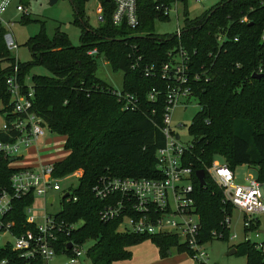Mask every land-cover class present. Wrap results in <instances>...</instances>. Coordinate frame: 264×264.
Returning a JSON list of instances; mask_svg holds the SVG:
<instances>
[{
	"label": "trees",
	"instance_id": "16d2710c",
	"mask_svg": "<svg viewBox=\"0 0 264 264\" xmlns=\"http://www.w3.org/2000/svg\"><path fill=\"white\" fill-rule=\"evenodd\" d=\"M28 1L19 2L26 5ZM87 1L70 0L74 25L81 29V45L73 46L60 28L49 39L42 27L27 43L33 58L30 64L17 63L4 41L6 29L0 26V103L9 110L11 96L6 81L17 65L23 85H27L31 66L45 67L50 76L32 78L35 111L52 133L65 138L69 151L65 160L56 163V176L83 173L74 190L78 201L64 202L58 214L62 221L79 226L69 236L60 235L59 247L64 250L68 242H92L88 264L128 261L132 258L130 249L147 240L160 258L168 257L172 250L177 254L185 252L177 237L124 234L117 231V221L102 223L99 211L103 203L92 193L102 175L159 177L155 153L163 146L164 138L150 118L159 122L163 107L147 101V92L158 83L137 69L131 70L130 64L139 55L147 64L165 62L167 52L179 46L187 52L192 71L207 76L206 81L193 87L200 111L188 129L193 141L185 158L194 171L203 170L206 174L202 188L193 179V193L201 226L200 241L208 243L210 233L231 210L222 204L221 190L209 179L206 168L216 159L232 171L247 166L255 169L256 178L264 183V0H219L201 16L185 18L179 37L152 34L153 20L166 19L155 10L152 0H137L140 25L133 30L113 25L112 4L105 0H100V27H90L85 17ZM221 35L225 38L219 44L217 38ZM236 37L238 41L234 42ZM93 49L98 50L97 57L88 55ZM129 54L134 55L129 58ZM99 57L113 70L123 72L122 91L138 99V110H122L112 96L113 89L97 77ZM259 70L262 78L252 79ZM0 141L6 138L0 135ZM14 171L8 160L0 157V188L9 186ZM33 202L34 197L14 202L13 211L6 218V222L15 224L14 235L28 229L25 209ZM257 229L258 221L244 233ZM235 248L236 253L246 257L247 264H264V255L254 244L247 241ZM3 262L26 264L11 245L0 247V264Z\"/></svg>",
	"mask_w": 264,
	"mask_h": 264
},
{
	"label": "built area",
	"instance_id": "2783aa9c",
	"mask_svg": "<svg viewBox=\"0 0 264 264\" xmlns=\"http://www.w3.org/2000/svg\"><path fill=\"white\" fill-rule=\"evenodd\" d=\"M16 0H0V26L2 17ZM98 13L102 21L103 8L98 0ZM155 10L167 19L171 12L177 16V6L181 2L191 1L202 4L209 0H152ZM112 4L111 21L115 26L124 25L136 29L140 25L137 13V0H109ZM17 12L27 14L23 4L16 6ZM8 27V25H7ZM5 28V27H4ZM6 28L4 41L11 53H17L18 45L13 35ZM182 29L175 34L179 37ZM225 36L217 38L221 44ZM264 40V36H262ZM238 38H234L237 42ZM134 53V47L131 49ZM88 55L97 57V49L90 50ZM134 54H129V58ZM17 63L19 59L16 58ZM143 62L142 65L140 63ZM131 70H139L148 79H154L158 85L147 92V101L163 107L160 120L150 118L164 138V144L156 150V168L159 177L121 178L110 174L102 175L92 188L96 199L103 203L99 211L102 223L118 222L117 231L124 234L139 236H174L185 247L189 264H207V254L200 241V220L196 211L193 193L195 171L186 163L185 154L191 143H184L172 127L171 114L181 104L187 111V102L194 98L193 87L206 81L205 73L193 72L190 58L183 47L179 46L167 52V60L158 63H144L141 55L131 59ZM18 65L6 83L11 100L9 110L0 103V135L6 141H0V157L7 159L14 173L10 177L8 187L0 188V247L11 245L20 254L26 264L42 262L43 264H86L88 251L86 244L68 242L65 249L60 246V235L69 236L79 224H69L57 215H49L47 205H54L56 199L52 192L62 191L61 182L71 177H82L77 171L63 178L56 176V163L50 162L29 166L27 157L39 141L52 134L43 118L35 111V91L32 86L23 85L18 76ZM253 74H261V70ZM112 96L121 105L122 110L136 111L139 109L138 99L122 90L111 91ZM195 99V98H194ZM154 113V112H152ZM183 128V125H179ZM189 129V128H188ZM209 179L221 190L222 204L237 210L243 215L244 229H249L264 215V183L256 177L246 176L244 184L235 183L234 171L223 162L214 160L206 168ZM206 176V174H205ZM197 180V179H196ZM198 181V180H197ZM66 194H68L67 197ZM34 197V202L26 207V223L28 229L17 236L12 233L14 222H6L13 211L16 200ZM44 200L43 213H35L36 199ZM78 197L73 191H64L62 207L65 203H75ZM226 231L230 225L226 213L221 223ZM247 234V233H245ZM9 239H5L6 237ZM223 237V235H220ZM229 239V236L227 235ZM235 236L230 237V241ZM255 245V249L264 255V245ZM72 245L71 249L68 248ZM62 259V260H58ZM2 264H5L3 262Z\"/></svg>",
	"mask_w": 264,
	"mask_h": 264
},
{
	"label": "rangeland",
	"instance_id": "374dc122",
	"mask_svg": "<svg viewBox=\"0 0 264 264\" xmlns=\"http://www.w3.org/2000/svg\"><path fill=\"white\" fill-rule=\"evenodd\" d=\"M20 0H16L7 12L2 17L3 26L9 29L18 45L17 53H13L22 64H30L33 60L30 49L27 46L28 41L38 35L41 28L44 27L45 34L49 39L55 37L56 30L61 29L67 34L69 41L75 47L81 45V29L74 25V8L70 0H57L56 3L51 4V0H29L28 3H23L27 14L17 12L16 6ZM98 0H88L85 6V17L90 27L98 29L101 25L100 15L98 13ZM219 0H209L202 4H196L191 1L181 2L177 6V16L171 12L167 19H154L151 25L152 34L156 36H171L175 35L177 29H183L185 18L194 19L201 16L206 10L217 4ZM24 18V19H23ZM103 18V16H102ZM8 25V27H7ZM145 33L142 32L141 35ZM97 77L105 84L110 86L113 90H122L123 87V72L113 70L112 66L102 57L97 59ZM36 75L50 76L51 73L42 66H31L29 69V76L27 78V85L32 86V78ZM188 109L184 111L179 104L171 114L172 127L175 132L180 135L184 143H191L193 138L189 134L193 118L200 111V106L196 99L191 98L188 102ZM182 124L183 128L179 125ZM2 120L0 119V127ZM66 140L64 137L52 133L41 139L36 146L35 151H30V156L27 157L28 165L33 166L45 163H58L65 160L69 151L66 149ZM235 183L244 184L246 176L256 177V171L247 166H238L234 169ZM83 176V173H82ZM80 184V178L74 176L70 179H65L61 182L62 191L52 192L50 195L54 196L56 202L54 205H47L46 210L49 215H57L62 211V194L64 191H73ZM35 213L42 214L44 210V200L42 198L36 199ZM226 212L230 218V225L228 230L221 224L223 218L209 235V242L204 245L205 253L207 254V264H247L245 256L238 253L229 254V252L239 246L245 239L264 245V215L258 216V229L252 232L244 233L243 215L237 210L231 209ZM227 233V234H226ZM220 235H223L221 237ZM229 236V239L227 238ZM235 236V239L230 241V237ZM6 237L5 239H9ZM93 245L88 242L85 245L89 249ZM132 258L129 261L116 262L114 264H142L148 261L152 263V258L155 253V246L149 240L132 247ZM167 261L170 264H189V260L184 254H177L172 250L171 255L168 256ZM62 260V259H58ZM57 261H55L56 263ZM53 263V264H55ZM88 264V262H86Z\"/></svg>",
	"mask_w": 264,
	"mask_h": 264
},
{
	"label": "water",
	"instance_id": "95a60500",
	"mask_svg": "<svg viewBox=\"0 0 264 264\" xmlns=\"http://www.w3.org/2000/svg\"><path fill=\"white\" fill-rule=\"evenodd\" d=\"M105 1L106 2H109V0H105ZM56 2H57V0H51V4H54ZM251 78L254 79V80H258V79H261L262 78V75L261 74H252ZM195 177L198 180V184H199V187L200 188H202V187H204L206 185L205 172L203 170H197V171H195ZM67 196H68V194H66L65 197H67ZM262 234L264 235V231L262 232ZM71 247H72V245L70 244L68 246V248L71 249ZM235 252H236L235 249H233V250H231L229 252V254H232V253H235ZM170 255H171V253L168 252V256H170Z\"/></svg>",
	"mask_w": 264,
	"mask_h": 264
},
{
	"label": "crops",
	"instance_id": "0c3cea01",
	"mask_svg": "<svg viewBox=\"0 0 264 264\" xmlns=\"http://www.w3.org/2000/svg\"><path fill=\"white\" fill-rule=\"evenodd\" d=\"M37 148H33L31 149V151H35ZM39 165V164H37ZM34 166V165H33ZM36 166V165H35ZM155 253H154V257L152 258V263L150 264H170L169 261H167V257L166 258H160L159 254H158V251L157 249L155 248ZM129 261V260H128ZM126 262V261H125ZM142 264H148V261L147 262H144Z\"/></svg>",
	"mask_w": 264,
	"mask_h": 264
}]
</instances>
